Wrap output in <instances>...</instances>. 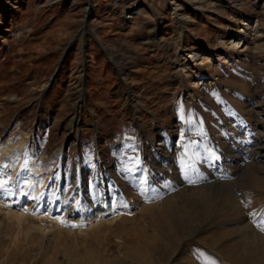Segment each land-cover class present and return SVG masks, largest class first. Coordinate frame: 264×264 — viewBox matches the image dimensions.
Instances as JSON below:
<instances>
[{"label": "rangeland", "instance_id": "1", "mask_svg": "<svg viewBox=\"0 0 264 264\" xmlns=\"http://www.w3.org/2000/svg\"><path fill=\"white\" fill-rule=\"evenodd\" d=\"M4 145L0 264H264V0H0Z\"/></svg>", "mask_w": 264, "mask_h": 264}, {"label": "bare ground", "instance_id": "2", "mask_svg": "<svg viewBox=\"0 0 264 264\" xmlns=\"http://www.w3.org/2000/svg\"><path fill=\"white\" fill-rule=\"evenodd\" d=\"M241 26L249 27L250 23L243 22ZM239 33L243 34L245 33V30L242 29ZM232 44H234V47L236 48L240 45V42L235 43L234 41L232 42ZM197 56V53H192L190 58L196 59ZM17 148V145H4L0 149V163H2L8 156H10L11 153L14 152L13 150ZM39 173L40 169H38L35 174ZM7 182L8 178L0 174V184L4 185L3 188H0V213L4 212L7 218H10L12 221L17 222L20 225L24 224L27 221H30V224L34 226L32 229L39 230L41 231V233L43 232V234L47 229H45L42 225L47 221H50L55 225V227L59 229L73 225L72 220L68 221L63 216L65 209L60 207V192L57 194V196L51 197L48 203L44 204L42 195L44 194L45 190L43 185L44 183L42 181H37L35 183L36 187L33 188V182L28 179L24 181L23 185L20 188H18L16 193L14 189L8 188ZM32 188L34 189V191H32ZM121 209L123 213L129 211L127 206H124ZM97 211L98 209L90 213L92 214L91 218H97L96 221H102L108 215L106 213V209L100 210L99 212ZM76 216L79 215H74L72 217L75 218Z\"/></svg>", "mask_w": 264, "mask_h": 264}, {"label": "snow or ice", "instance_id": "3", "mask_svg": "<svg viewBox=\"0 0 264 264\" xmlns=\"http://www.w3.org/2000/svg\"><path fill=\"white\" fill-rule=\"evenodd\" d=\"M217 159H218V157H217ZM3 184H0V188H3ZM26 210V209H25ZM252 215H255V213H252ZM259 226V225H258Z\"/></svg>", "mask_w": 264, "mask_h": 264}]
</instances>
